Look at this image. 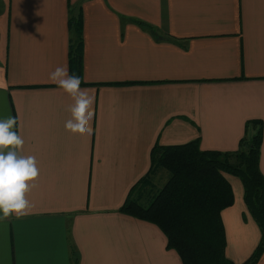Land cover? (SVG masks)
Masks as SVG:
<instances>
[{
    "label": "crops",
    "instance_id": "crops-1",
    "mask_svg": "<svg viewBox=\"0 0 264 264\" xmlns=\"http://www.w3.org/2000/svg\"><path fill=\"white\" fill-rule=\"evenodd\" d=\"M1 4L0 119H17L40 175L31 214L0 218V264H183L156 224L121 207L155 145L235 151L251 120L262 123L264 175V0ZM71 11L82 14L74 74L95 97L90 136L65 130L73 100L49 79L58 66L71 75ZM226 178L225 254L241 264L261 233L241 181Z\"/></svg>",
    "mask_w": 264,
    "mask_h": 264
},
{
    "label": "trees",
    "instance_id": "trees-1",
    "mask_svg": "<svg viewBox=\"0 0 264 264\" xmlns=\"http://www.w3.org/2000/svg\"><path fill=\"white\" fill-rule=\"evenodd\" d=\"M81 17V12L72 11L69 17L74 36L71 75L82 61ZM245 124L235 151L201 150L196 139L181 145H155L151 169L131 188L121 207L126 214L156 224L167 238V247L177 252L183 264H235L225 254L220 213L234 199L227 175L241 181L244 203L261 233L256 248L241 264H257L264 252V175L259 168L262 123ZM160 171L167 178L159 187L154 179Z\"/></svg>",
    "mask_w": 264,
    "mask_h": 264
},
{
    "label": "clouds",
    "instance_id": "clouds-1",
    "mask_svg": "<svg viewBox=\"0 0 264 264\" xmlns=\"http://www.w3.org/2000/svg\"><path fill=\"white\" fill-rule=\"evenodd\" d=\"M73 100L67 108L70 117L64 128L73 134L91 135V121L95 115V97L90 90L81 88V78L69 75L67 66H58L49 74ZM17 119H0V218L15 215L17 218L31 214L34 204L28 198L38 187L40 175L38 161L33 155L23 154V137L16 130Z\"/></svg>",
    "mask_w": 264,
    "mask_h": 264
},
{
    "label": "rangeland",
    "instance_id": "rangeland-1",
    "mask_svg": "<svg viewBox=\"0 0 264 264\" xmlns=\"http://www.w3.org/2000/svg\"><path fill=\"white\" fill-rule=\"evenodd\" d=\"M1 6H2V4H1V0H0V8H1ZM164 175V174H163ZM163 175H161V174H159L158 173V176L156 177V179H155V182H156V184L160 187L164 182H165V180H166V175L165 176H163ZM156 189H154L153 188V191H155Z\"/></svg>",
    "mask_w": 264,
    "mask_h": 264
}]
</instances>
